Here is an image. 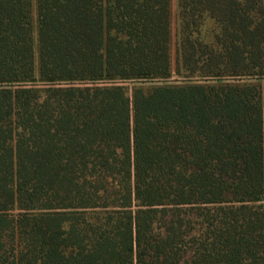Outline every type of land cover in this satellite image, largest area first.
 <instances>
[{
  "label": "trees",
  "instance_id": "1",
  "mask_svg": "<svg viewBox=\"0 0 264 264\" xmlns=\"http://www.w3.org/2000/svg\"><path fill=\"white\" fill-rule=\"evenodd\" d=\"M0 0V81L264 73V0ZM0 264H264V80L0 86Z\"/></svg>",
  "mask_w": 264,
  "mask_h": 264
},
{
  "label": "rangeland",
  "instance_id": "2",
  "mask_svg": "<svg viewBox=\"0 0 264 264\" xmlns=\"http://www.w3.org/2000/svg\"><path fill=\"white\" fill-rule=\"evenodd\" d=\"M177 1L171 0V31L173 40L171 44V60L174 63L175 59V32L177 30ZM264 80V73H241V74H201L188 73L179 71L172 66L167 74L148 75V76H132V77H103V78H70V79H41L37 76L30 80H9L0 81V86H16L21 84H94V83H116L127 88L135 85L149 87L151 85L161 84H177L184 82H196L204 80Z\"/></svg>",
  "mask_w": 264,
  "mask_h": 264
}]
</instances>
